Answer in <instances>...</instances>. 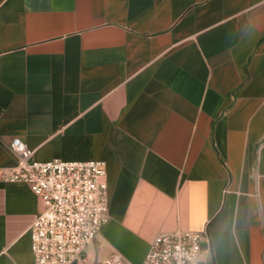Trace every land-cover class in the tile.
Instances as JSON below:
<instances>
[{
	"label": "crops",
	"instance_id": "1",
	"mask_svg": "<svg viewBox=\"0 0 264 264\" xmlns=\"http://www.w3.org/2000/svg\"><path fill=\"white\" fill-rule=\"evenodd\" d=\"M104 160L109 220L83 261L142 264L202 234L264 264V0H0V168ZM40 200L0 178V264H34Z\"/></svg>",
	"mask_w": 264,
	"mask_h": 264
},
{
	"label": "built area",
	"instance_id": "2",
	"mask_svg": "<svg viewBox=\"0 0 264 264\" xmlns=\"http://www.w3.org/2000/svg\"><path fill=\"white\" fill-rule=\"evenodd\" d=\"M8 146L16 162L1 167L0 178L25 183L42 204L28 228L34 264L83 261L109 220L105 161H39L19 138ZM203 241L202 234L192 231L158 233L142 264H210ZM106 263L129 264L118 253Z\"/></svg>",
	"mask_w": 264,
	"mask_h": 264
}]
</instances>
